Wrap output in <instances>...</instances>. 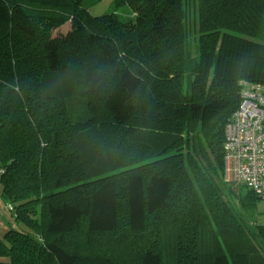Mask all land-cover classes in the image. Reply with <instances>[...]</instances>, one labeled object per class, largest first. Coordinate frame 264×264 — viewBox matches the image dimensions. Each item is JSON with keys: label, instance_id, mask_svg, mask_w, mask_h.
<instances>
[{"label": "trees", "instance_id": "16d2710c", "mask_svg": "<svg viewBox=\"0 0 264 264\" xmlns=\"http://www.w3.org/2000/svg\"><path fill=\"white\" fill-rule=\"evenodd\" d=\"M99 1L0 0V264H264L225 179L264 0Z\"/></svg>", "mask_w": 264, "mask_h": 264}, {"label": "built area", "instance_id": "2783aa9c", "mask_svg": "<svg viewBox=\"0 0 264 264\" xmlns=\"http://www.w3.org/2000/svg\"><path fill=\"white\" fill-rule=\"evenodd\" d=\"M225 179L264 200V86L248 87L226 129Z\"/></svg>", "mask_w": 264, "mask_h": 264}, {"label": "rangeland", "instance_id": "374dc122", "mask_svg": "<svg viewBox=\"0 0 264 264\" xmlns=\"http://www.w3.org/2000/svg\"><path fill=\"white\" fill-rule=\"evenodd\" d=\"M116 0H100L97 4H95L91 8V13L93 14L94 17H101L106 14H109L113 12L114 4ZM186 9L188 10L189 14V20L192 24L194 23V20L197 21L198 15H197V7H196V1L195 0H186ZM120 16L125 18L127 15L120 10ZM247 190H249L247 187H241L240 189L236 190V194H244ZM241 191V193H239ZM235 193H233L234 195ZM0 196H1V191H0ZM227 196V194H225ZM232 200V205L235 206V210L239 218L245 222L247 225H264V200H255L254 203H249L247 206L244 208L241 207L238 199L235 197H231ZM7 210V213L11 215V212L5 207ZM14 217H12V221L14 222ZM215 231V230H214ZM164 245L166 249H170L172 247V244L175 242L171 239H169L166 234H164ZM102 245H97L94 246L91 251H96L100 250ZM89 251V250H88Z\"/></svg>", "mask_w": 264, "mask_h": 264}, {"label": "crops", "instance_id": "0c3cea01", "mask_svg": "<svg viewBox=\"0 0 264 264\" xmlns=\"http://www.w3.org/2000/svg\"><path fill=\"white\" fill-rule=\"evenodd\" d=\"M5 207L10 211L9 207L4 203L0 196V239H3L9 231L17 228L16 222H13L11 219L13 213L10 211L11 215H9Z\"/></svg>", "mask_w": 264, "mask_h": 264}]
</instances>
